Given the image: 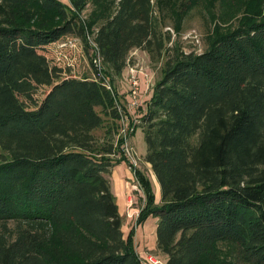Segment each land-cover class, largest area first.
I'll return each instance as SVG.
<instances>
[{
  "label": "trees",
  "instance_id": "1",
  "mask_svg": "<svg viewBox=\"0 0 264 264\" xmlns=\"http://www.w3.org/2000/svg\"><path fill=\"white\" fill-rule=\"evenodd\" d=\"M68 3L0 0V264H142L133 236L149 216L165 264H264V0ZM154 8L202 9L216 23L205 50L167 48ZM67 36L94 51L92 77L58 67ZM133 50L165 53L134 122L114 87ZM121 117L143 135L157 204L121 152ZM121 161L142 195L125 237L108 180Z\"/></svg>",
  "mask_w": 264,
  "mask_h": 264
},
{
  "label": "rangeland",
  "instance_id": "2",
  "mask_svg": "<svg viewBox=\"0 0 264 264\" xmlns=\"http://www.w3.org/2000/svg\"><path fill=\"white\" fill-rule=\"evenodd\" d=\"M150 2L155 7L156 0H150ZM154 11H155L154 12L155 16L160 20L161 28H162L161 31L167 34L169 37V40L166 44L167 48L177 45L179 51L184 54H188V53L199 54L205 50L206 38L209 36L214 26H216V23L213 24L210 23L206 17V14L202 11V9L196 8V10L190 11L187 15L181 18L176 17V14L173 12H169L171 15L170 18L167 17L166 12H157L155 8ZM218 26L224 27V25L222 24H219ZM71 39L72 37L67 36V41H69L68 45H71L70 42ZM72 40H74V42L76 43H79L74 38ZM89 46L92 45L89 43ZM70 49H73L72 45L70 46ZM89 58L92 60L93 66L97 68L99 66L98 65L99 63L97 57L94 56V51L90 50L88 51V55H86L78 48L73 49V51L71 52H68L66 61L61 63L59 62L57 65L65 73L69 74L68 77L71 78L74 77L79 78L83 76L92 77L93 70L90 66ZM164 58H165V53L162 54V57L160 58V60H158V62H155L150 60L146 53L141 52L139 50H133L129 53L128 65L133 66V68L135 69V77L138 81L136 82L139 91L138 108L133 111H130V116L133 122L134 119L138 115H140V113H142L144 110V103L150 95L151 88L154 82L159 77V69ZM66 64L68 65V67H66L67 66ZM126 73H127L126 69L123 70L120 80L114 82L116 97L123 105H125L126 101L128 100L126 94L127 93ZM45 92H46L45 89L38 90L37 95H35L34 98L38 100L42 95V93L44 94ZM122 122H123V126L127 128L126 120L125 121L122 120ZM120 123L121 120L118 122V124L121 127ZM100 134L101 132L99 131L96 132L97 138L100 136ZM128 144L131 147L132 151L134 152V159H135L134 167L141 170L145 174V176L149 177V179L151 180L150 183H151V195L153 199V204H157L159 200V189L151 171L149 170L148 165H146L142 161V156L145 153V144L143 141V135L138 128H135L133 134L128 138ZM127 161L130 162L128 159ZM108 180H109L110 190L115 199V203H116V199H121L122 196H127L128 199L126 206L127 210L125 211V214L122 215L123 217H122V227H121L123 236L125 237L129 229L134 227L136 214L134 213L135 211H132L131 209V205L133 204L132 202H135V205L133 204L134 206L141 203L139 202V198L140 197L142 198V195L140 191L136 189L133 175L129 172L125 161H121L119 164L115 165L110 170ZM155 221H156L155 218L149 216L141 226L135 228L133 244L135 250H138L139 252L141 251L140 253H142L143 250H146L149 243V238L148 241L146 243H142V245H140L141 242L139 243V241L141 240L139 238L142 232L147 233L146 235L149 236L151 230L155 228ZM152 252H148V253L158 256L160 258L159 255H156L155 253Z\"/></svg>",
  "mask_w": 264,
  "mask_h": 264
},
{
  "label": "built area",
  "instance_id": "3",
  "mask_svg": "<svg viewBox=\"0 0 264 264\" xmlns=\"http://www.w3.org/2000/svg\"><path fill=\"white\" fill-rule=\"evenodd\" d=\"M129 56V54H128ZM128 56L126 58V74H127V78H126V83H127V101L124 105V108L127 110V113L130 114V111L135 110L138 107V96H139V91H138V87H137V79L135 77V69L133 68V66H129L128 65ZM137 81V82H136ZM109 88V87H107ZM121 127L118 130V134H117V138L121 137L122 139V145H121V152L123 154V156L126 158V160L128 159L130 162H128L132 167L135 166V159H134V152L132 151L131 147L128 144V138L126 135L127 129L123 126V122L122 120L125 121L124 117H121ZM135 168V167H134ZM128 170L130 172V168L128 167ZM131 173V172H130ZM132 174V173H131ZM136 186V184H135ZM136 189L139 191L138 187L136 186ZM137 216L138 213V209L135 210L134 212ZM135 216V218H136ZM138 258L140 259V261L142 262V264H165L164 260H162L161 258H159L158 256H155L153 254L150 253H146L144 254V256L142 258H140L138 256Z\"/></svg>",
  "mask_w": 264,
  "mask_h": 264
},
{
  "label": "crops",
  "instance_id": "4",
  "mask_svg": "<svg viewBox=\"0 0 264 264\" xmlns=\"http://www.w3.org/2000/svg\"><path fill=\"white\" fill-rule=\"evenodd\" d=\"M58 2H60L61 4H63V5H66V6H69V3H68V0H57ZM117 176V175H116ZM151 181V180H150ZM122 182V181H121ZM123 184V183H122ZM127 199V196H122V198L121 199H116V206H117V211H118V214H119V216L122 218L123 216V214H125V211L127 210L126 209V206H127V201H128V199ZM159 201V200H158ZM132 203H134V202H132ZM131 209H132V211H135V210H137L138 208L137 207H135L133 204L131 205ZM137 234V233H136ZM143 234V235H142ZM142 234H141V236H140V234H139V236H140V238L139 239H141L140 241H139V243L141 242V244L140 245H142V243H146L147 241H148V238H149V243H148V246H147V248H146V250H143V251H145V252H143L142 251V253H140L138 250H135L136 251V253H137V255L140 257V258H142L143 256H144V254H146V253H148V252H152V253H154V246H155V237H154V229H152L151 230V232H150V234H149V236L148 235H146L147 233H145V232H142ZM148 236V237H147ZM134 237V236H133ZM134 243V242H133ZM161 258V257H160ZM162 260H163V258H161Z\"/></svg>",
  "mask_w": 264,
  "mask_h": 264
}]
</instances>
